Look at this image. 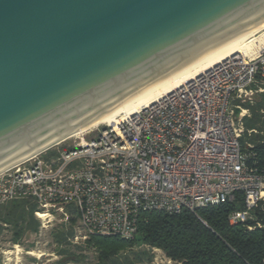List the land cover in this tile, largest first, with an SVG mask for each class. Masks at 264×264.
Here are the masks:
<instances>
[{"label":"built area","instance_id":"built-area-1","mask_svg":"<svg viewBox=\"0 0 264 264\" xmlns=\"http://www.w3.org/2000/svg\"><path fill=\"white\" fill-rule=\"evenodd\" d=\"M262 94L264 51L234 56L120 125L90 130L89 139L84 134L70 147L0 174V206L31 201L43 228L55 217L69 221L74 211L81 240L131 241L145 214H197L241 194L243 209L228 220L244 225L264 202V169L253 145L246 150L241 143L245 133H260L245 122ZM153 251L158 260L162 251Z\"/></svg>","mask_w":264,"mask_h":264},{"label":"water","instance_id":"water-1","mask_svg":"<svg viewBox=\"0 0 264 264\" xmlns=\"http://www.w3.org/2000/svg\"><path fill=\"white\" fill-rule=\"evenodd\" d=\"M262 24L264 0H0V171Z\"/></svg>","mask_w":264,"mask_h":264},{"label":"trees","instance_id":"trees-1","mask_svg":"<svg viewBox=\"0 0 264 264\" xmlns=\"http://www.w3.org/2000/svg\"><path fill=\"white\" fill-rule=\"evenodd\" d=\"M263 108L264 94L251 107L252 117L245 122L247 130L255 129L260 133L251 136L245 133L241 140L244 149L249 143L253 145L250 151L257 155L260 169H264V115L260 113ZM242 201V195L237 194L235 201L200 209L197 214L188 211L178 215L148 213L141 217L134 240L93 236L88 244L98 251L100 264H132L122 255L144 245L161 249L167 257L182 264H262L264 227L250 232L245 227L253 225L252 221L231 226L228 220L231 213L243 209ZM36 208L35 204L26 200L0 206V237L10 227L13 230L12 240L17 243L30 230H37L39 223L34 219ZM75 217L72 211V222ZM60 254L62 258H72L67 250ZM75 261L84 262L85 257H77Z\"/></svg>","mask_w":264,"mask_h":264},{"label":"rangeland","instance_id":"rangeland-1","mask_svg":"<svg viewBox=\"0 0 264 264\" xmlns=\"http://www.w3.org/2000/svg\"><path fill=\"white\" fill-rule=\"evenodd\" d=\"M92 130L96 132V129ZM91 136L92 134H85L86 139ZM81 138L82 136L66 140L67 142H63L60 146L46 151L43 157L50 156L63 147H70L79 142ZM257 212H259V215H257ZM75 218L73 222L71 218L66 222L61 217H55V220L47 228H43L34 215L35 221L39 223L38 229L35 231L30 230L27 236H23L17 243L12 240V228H6L2 237H0V264H100L97 259L98 251L95 247L88 244L91 237L85 241L80 239L82 235L80 221L78 217ZM252 222L257 229L264 227V202L259 204ZM76 237L79 240H76ZM64 250L70 253L71 259L62 258L60 253ZM162 253L159 255V259L156 260V253L153 248L151 249V247L144 245L129 250L122 255V258L127 257V262L132 264H168L165 257L172 259L167 257L163 251ZM77 257H85V261L78 263L75 261ZM171 264L182 263L172 260Z\"/></svg>","mask_w":264,"mask_h":264},{"label":"bare ground","instance_id":"bare-ground-1","mask_svg":"<svg viewBox=\"0 0 264 264\" xmlns=\"http://www.w3.org/2000/svg\"><path fill=\"white\" fill-rule=\"evenodd\" d=\"M258 34L260 35L257 36ZM263 51L264 24L244 35L240 39L230 43L229 45L219 49L218 51L208 55L207 57L195 62L194 64L98 115L94 121L71 133L72 135L66 140L79 138L88 131L104 125H120L129 117L136 115L141 109L157 103L158 101L167 97L169 94L183 87L185 84L197 79L215 67L221 65L226 60L238 55L253 57L255 55L261 54ZM29 158L17 161L7 166L5 169L1 170L0 173L13 168L14 166L22 163L25 160H28Z\"/></svg>","mask_w":264,"mask_h":264}]
</instances>
